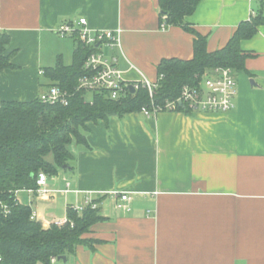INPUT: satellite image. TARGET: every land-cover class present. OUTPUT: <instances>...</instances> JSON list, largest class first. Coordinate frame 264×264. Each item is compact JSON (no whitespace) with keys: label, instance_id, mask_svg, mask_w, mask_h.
Listing matches in <instances>:
<instances>
[{"label":"crops","instance_id":"obj_1","mask_svg":"<svg viewBox=\"0 0 264 264\" xmlns=\"http://www.w3.org/2000/svg\"><path fill=\"white\" fill-rule=\"evenodd\" d=\"M259 9L264 16V0H200L184 23L211 52ZM80 17L91 34L121 29L109 52L126 81L155 80L162 59L193 55L194 34L181 24L162 28L158 0H0L14 65L0 72V102L46 90L44 69L63 59L60 45L71 64L74 35L67 42L56 29ZM240 48L248 56L232 69L234 109L87 122L88 147L70 144L72 167L46 174L48 194L16 192L43 227L65 221L67 207L88 196L99 201L103 218L82 235L91 246L76 245L61 264H264V23ZM114 192L128 194V211Z\"/></svg>","mask_w":264,"mask_h":264},{"label":"trees","instance_id":"obj_2","mask_svg":"<svg viewBox=\"0 0 264 264\" xmlns=\"http://www.w3.org/2000/svg\"><path fill=\"white\" fill-rule=\"evenodd\" d=\"M160 22L165 26L181 24L194 34L193 55L190 59L166 58L157 66L161 76L154 95L157 102L175 98L184 84H196L205 70L221 66L243 69L248 56L240 41L252 37L264 23L261 9L242 21L228 42L220 49L207 51L206 37L184 23L200 0H158ZM263 1V0H261ZM72 62L65 65L58 58L53 67L44 69L51 84L67 90L71 96L66 105L42 103L39 97L29 101L0 102V264H49L51 256L72 254L76 245L91 246L93 240L83 238L92 224L102 219L99 201L95 208L81 211L67 207L66 221L43 227L31 219V206L16 199L19 190L34 191L39 172L56 174L63 165L72 167V143L88 147L87 122L107 120L111 115L122 116L150 103L145 88L127 91L116 99L104 91L76 90L78 78L84 74L83 62L91 47L74 35ZM9 36L0 32V72L13 68L11 54H6ZM89 93V98L87 94ZM179 107L182 112H189ZM48 156L51 159H48ZM1 204L8 207L4 214Z\"/></svg>","mask_w":264,"mask_h":264},{"label":"built area","instance_id":"obj_3","mask_svg":"<svg viewBox=\"0 0 264 264\" xmlns=\"http://www.w3.org/2000/svg\"><path fill=\"white\" fill-rule=\"evenodd\" d=\"M165 24L162 23V28ZM2 28L0 27V32ZM56 33L60 37L77 35L85 46L91 47L90 52L86 55L83 62L84 74L78 78L76 90L104 91L112 99L130 91L128 85H132L134 92L138 88H145L148 92L150 103L140 109V113L146 117H154L162 111L177 112L178 108L183 107L189 112H227L235 108V98L237 95L236 80L229 67L216 66L205 70L198 76L196 84H184L180 88L179 94L173 99H166L157 102L154 99L158 87V81L161 76L155 80H150L141 75L139 80L129 82L122 78L120 71L116 67V58L107 55L106 50L120 46L121 29H100L93 34L90 33L86 26V19L80 17L76 24L66 22L61 24ZM42 74V71H39ZM71 94L59 87L58 85H49L46 90L42 91L38 97L42 103L62 104L68 103ZM47 175L39 172L36 179L37 188L34 192L37 196H43L49 193L46 188ZM69 183H66L68 186ZM31 191V190H30ZM113 197L120 201L116 206L125 211L129 210L127 203L130 197L127 193H113ZM90 205L92 208L97 206L94 199L86 197L80 205H72L75 211H81L85 206ZM4 214L8 212V207L1 204ZM31 219L36 220V214L32 212ZM66 221V220H65ZM65 221L54 220L53 223L61 225ZM49 264H61L56 256H51Z\"/></svg>","mask_w":264,"mask_h":264},{"label":"rangeland","instance_id":"obj_4","mask_svg":"<svg viewBox=\"0 0 264 264\" xmlns=\"http://www.w3.org/2000/svg\"><path fill=\"white\" fill-rule=\"evenodd\" d=\"M59 37V36H58ZM59 38H61V37H59ZM65 41H67V42H73V40L69 37V36H66V37H64L63 38ZM60 44H62V42H60ZM62 46V47H61ZM60 47L63 49L62 50V53L64 54V56H63V59L61 60L63 63H69L70 62V54H68V52H66V49L67 48H65L64 47V45H60ZM45 48V47H44ZM110 50H106V53H107V55H110V52H109ZM43 79V78H42ZM87 97L89 98V93L87 94ZM48 159L50 160L51 159V157L50 156H48Z\"/></svg>","mask_w":264,"mask_h":264},{"label":"water","instance_id":"obj_5","mask_svg":"<svg viewBox=\"0 0 264 264\" xmlns=\"http://www.w3.org/2000/svg\"><path fill=\"white\" fill-rule=\"evenodd\" d=\"M128 88H129L130 92H134V89H133L132 85L129 84ZM63 168H67V166L63 165ZM57 259L61 260L62 262H66V256H64V255L58 256Z\"/></svg>","mask_w":264,"mask_h":264}]
</instances>
